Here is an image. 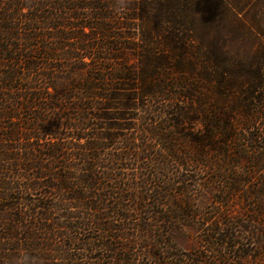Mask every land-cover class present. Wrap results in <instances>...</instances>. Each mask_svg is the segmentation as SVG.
<instances>
[{
	"label": "trees",
	"instance_id": "16d2710c",
	"mask_svg": "<svg viewBox=\"0 0 264 264\" xmlns=\"http://www.w3.org/2000/svg\"><path fill=\"white\" fill-rule=\"evenodd\" d=\"M192 186L264 259V0H0V264H179Z\"/></svg>",
	"mask_w": 264,
	"mask_h": 264
},
{
	"label": "rangeland",
	"instance_id": "374dc122",
	"mask_svg": "<svg viewBox=\"0 0 264 264\" xmlns=\"http://www.w3.org/2000/svg\"><path fill=\"white\" fill-rule=\"evenodd\" d=\"M37 61H39L37 59ZM177 169V167H175ZM129 171V169H127ZM183 174L187 173L183 169H180ZM194 171L188 172V175H194ZM193 183V182H192ZM194 191H192L189 196L193 203H189L188 205L192 206L191 210L194 212H189L196 214L195 218L183 217L180 220H176L175 222L168 223V225L172 224L173 228L171 229V237L173 243L175 245L174 253L178 254L179 259L181 260L179 264H231V255L234 254V250H237L236 254L240 255L242 252L248 253L243 256L245 264H264V259L255 260L254 256L261 253L257 246H259L258 241L254 238L246 239L243 238L244 235L248 234L245 232L243 228L238 229L236 232L238 235V240L236 247H232L230 245L234 244L233 242L229 244L227 250L224 253H218L207 246L204 239L207 235V231L204 230L208 225H211L213 220H216L219 217L218 212L219 206L215 202V193L212 190H208L207 188H199L193 187ZM169 195L163 198V201L167 200ZM179 197V196H176ZM180 199V197H179ZM152 202V201H151ZM150 210H160V207H154L153 204L148 205ZM153 208V209H152ZM209 220V222H207ZM167 224V223H166ZM252 227H256L259 232L264 234V227L259 225L258 223H253ZM204 227V228H203ZM243 250V251H242ZM201 251L202 258L197 262L190 256H193L195 252ZM230 257V261L225 260L224 256ZM181 257V258H180ZM172 257L165 256L160 260H155L153 257H144L141 260L144 264H163L166 262H171ZM194 258V257H193ZM196 259V257L194 258ZM233 264V263H232Z\"/></svg>",
	"mask_w": 264,
	"mask_h": 264
}]
</instances>
